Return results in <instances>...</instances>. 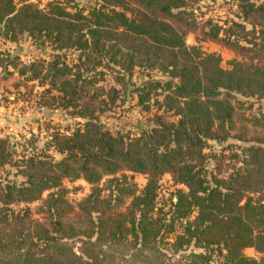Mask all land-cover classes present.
I'll return each instance as SVG.
<instances>
[{
    "label": "trees",
    "instance_id": "obj_1",
    "mask_svg": "<svg viewBox=\"0 0 264 264\" xmlns=\"http://www.w3.org/2000/svg\"><path fill=\"white\" fill-rule=\"evenodd\" d=\"M197 1L98 0L82 7L60 0L42 6L0 0L1 35L25 34L83 56L67 64L58 52H49L48 60L22 65L31 78L46 80L45 90L59 91L63 106L79 105L75 112L82 120L50 133L45 145L58 158L28 154L15 161L24 180L0 181V264H264V203L246 194L264 190V138L241 146L238 164L227 174L208 169L203 151L208 138L220 139L237 127L245 135L258 124L242 117L249 124L235 125L234 93L264 96V1L235 0V19L226 26L209 23V37L244 57L231 59L228 67L214 51L184 41L197 22L192 7ZM99 66L165 74L163 80L143 78L132 90L145 107L160 91L154 105L176 119L155 112L152 124L135 132L106 127L88 106L98 94L96 86L89 89L97 74H83ZM113 77L118 83L124 79ZM8 156L7 140L0 137V164ZM123 170L145 174L139 192ZM163 173L175 184L166 207L157 182ZM104 175L109 183L101 193ZM78 177L90 191L71 203L61 180ZM45 189L52 190L36 207L40 217L28 206L12 208L39 199ZM125 196L130 198L122 209ZM244 247L258 256L244 254Z\"/></svg>",
    "mask_w": 264,
    "mask_h": 264
},
{
    "label": "rangeland",
    "instance_id": "obj_2",
    "mask_svg": "<svg viewBox=\"0 0 264 264\" xmlns=\"http://www.w3.org/2000/svg\"><path fill=\"white\" fill-rule=\"evenodd\" d=\"M42 6L47 0H31ZM69 6L88 7L95 5L98 0H60ZM255 3L264 0H252ZM196 14V25L184 33L186 44H194L204 51H214L220 57V65L228 67L231 59H244L242 55L224 44L222 40L211 38L206 34L209 23L215 22L220 26H226L229 18L235 19L236 3L235 0H198L192 4ZM223 30L218 31L222 36ZM49 52H58L59 59L67 64L80 62L82 55L75 48L52 49L44 41L34 40L27 35H19L15 39H8L0 34V137L7 140L9 156L7 161L0 164V181L7 180L20 182L24 180V175L19 170V165L15 161L28 154L45 153L53 158H58L60 154L49 144L46 146L50 133L55 130H70L82 117L75 112L77 107L63 106L59 98L61 94L55 88L45 90L48 86L45 79L31 78L28 68L22 69L23 64H28L35 59H49ZM14 57V59H11ZM21 69L23 72H21ZM96 72L97 80L90 86L98 89V94L89 108L93 114L109 129H122L135 132L140 128H146L152 124L151 116L161 113L167 120H175L176 116L170 111H162L157 108L153 102L154 98L160 100L162 93L157 91L152 94L148 100V106L145 107L137 102L135 92L132 90L143 78L152 77L165 79L167 76L157 69H144L140 66H134L129 72L111 70L106 67H96L93 70L83 71L84 75H90ZM119 72V73H118ZM123 75L122 83L114 80L113 75ZM101 87V88H98ZM114 87L115 93L109 90ZM90 91V92H91ZM114 95V97L112 96ZM112 96V97H111ZM235 102V125L249 124L242 119L247 117L257 119L258 124L251 125L252 132L240 133L237 128H229L228 134L220 139L208 138L203 151L207 155L206 166L208 169H222V174L232 171V166L237 165L236 153L241 146L255 142L253 137L261 136L264 138V96L242 95L234 93ZM223 134V130L218 131ZM260 137V138H261ZM264 140V139H263ZM264 144V143H262ZM121 172V171H120ZM118 172L117 174H119ZM129 175L130 185L135 193L139 192L145 182V174L140 172H131L123 170ZM104 175L98 182L102 187L101 193L106 192L105 186L108 185ZM159 202L168 204L169 192L175 187V184L168 173L159 176ZM61 186L65 188L64 196L71 203L84 197L90 191V184L82 178L67 179L62 178ZM53 190L55 188H52ZM52 189H45L41 192L40 198L30 202H17L11 204L12 208L28 206L33 216H39L36 207L41 200L45 198ZM250 194L253 199L258 198L264 203V190ZM129 196L124 197V203L129 201ZM198 251V247L193 248ZM242 252L251 257H257L258 252L253 247H244Z\"/></svg>",
    "mask_w": 264,
    "mask_h": 264
}]
</instances>
